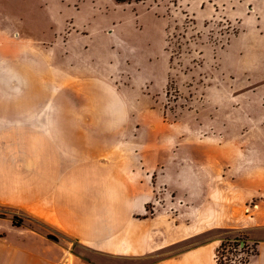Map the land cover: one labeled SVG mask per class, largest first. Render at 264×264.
<instances>
[{"label": "rangeland", "instance_id": "rangeland-1", "mask_svg": "<svg viewBox=\"0 0 264 264\" xmlns=\"http://www.w3.org/2000/svg\"><path fill=\"white\" fill-rule=\"evenodd\" d=\"M74 44L91 52L85 80L65 74ZM5 85L14 88L0 100L28 102L30 115L59 113L78 142L150 148L148 161L172 164V190L155 180L156 196L178 207L188 197L195 228L206 229L123 264H151L213 241L216 260L225 238L254 247L250 239L264 223V0H0ZM6 212L0 206V216L20 225ZM223 221L234 226H218ZM29 224L47 233L43 223ZM52 236L83 252L66 234ZM249 250L219 248L218 256L240 264Z\"/></svg>", "mask_w": 264, "mask_h": 264}, {"label": "crops", "instance_id": "crops-1", "mask_svg": "<svg viewBox=\"0 0 264 264\" xmlns=\"http://www.w3.org/2000/svg\"><path fill=\"white\" fill-rule=\"evenodd\" d=\"M8 35L4 31L1 36ZM72 47L74 53L65 55L70 70L65 74L75 80L79 73L83 79L90 75L91 52ZM13 88L5 85L0 92ZM28 104L7 95L0 100V206L21 219L14 225L11 216H0V264H123L206 229L195 228L196 208L188 206V197H182L178 207L167 196H156L154 181L164 182L162 189L169 192L173 175L172 164L158 166L145 158L153 156L154 149L93 148L63 131L60 125L66 118L59 113L30 115ZM51 104L60 107L59 101ZM185 177L189 175L179 176ZM32 220L43 223L50 235L66 234L83 252L48 239L47 233L30 226ZM222 223L218 226H234ZM257 232L250 239L256 252L245 264H264V223ZM217 242L151 264H216Z\"/></svg>", "mask_w": 264, "mask_h": 264}, {"label": "trees", "instance_id": "trees-1", "mask_svg": "<svg viewBox=\"0 0 264 264\" xmlns=\"http://www.w3.org/2000/svg\"><path fill=\"white\" fill-rule=\"evenodd\" d=\"M115 1H117V2H130V1L139 2V1H145V0H115ZM47 238L50 240L56 241L55 237L52 235H47ZM219 248L221 250H224L227 248L228 253H232L233 249L241 250L242 252H248V250L250 249L249 251H252V252L248 254V257L241 260L239 262L240 264H245L248 261L249 257L255 254L254 253L255 252V245H254V247L249 248L247 239H244V238L241 239L240 237L225 238V239L221 240L220 245H219L218 249L216 250V260H215L216 264H224L219 259V256H218V254L220 252Z\"/></svg>", "mask_w": 264, "mask_h": 264}]
</instances>
